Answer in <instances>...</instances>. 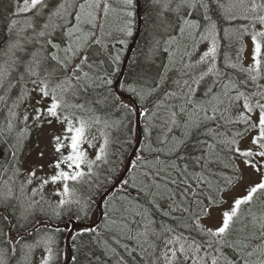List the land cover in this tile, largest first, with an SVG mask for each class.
I'll return each instance as SVG.
<instances>
[{
  "label": "trees",
  "instance_id": "16d2710c",
  "mask_svg": "<svg viewBox=\"0 0 264 264\" xmlns=\"http://www.w3.org/2000/svg\"><path fill=\"white\" fill-rule=\"evenodd\" d=\"M90 1L88 0L89 3ZM179 2L181 0H173V6H171L167 0H141L142 31L128 61L120 88L135 96L143 109L141 115L143 142L126 181L106 200V213L101 225L91 230L77 228L73 232L71 236L73 255L71 264H143L135 253L133 238L126 236L124 232L132 234L129 231L118 229L119 227L111 228L110 226L112 221L119 216L125 218L124 221L127 226L132 227L133 218L140 214L142 209L151 214L158 223L164 222V225L167 224L168 227L175 229L177 234L183 232L185 236L191 235L200 240L201 237L196 236L198 231L195 221L197 216L203 214L200 209L209 203V201H205V198L210 197L214 201L219 198L224 200L223 192L231 189L242 177V171L237 162L238 154L229 151L226 144L219 143L221 140L226 141L233 138L236 132H242L245 128L242 122H225L226 120L236 121L238 114L235 113L234 109L237 103H234L230 110L232 115L228 112L221 119L217 114L216 121L204 122L202 120L203 113L196 108V105L201 101L211 99L205 95L206 84L210 81V76H204L195 85L193 82L198 75H194L193 78L190 74L186 80L187 86H185V82L183 85L178 81L181 76L178 75L177 69L172 66L173 56L177 53V45L184 40L183 38L187 37L185 35L187 34L185 31L188 30L186 29L187 26H185L183 33L180 32L179 28L188 17L198 20L196 13H204L202 7L193 10L182 6L183 8L180 10ZM205 2L209 5L208 15L218 20L219 36L223 38L219 44L220 50L217 59L218 68L226 74L221 83L227 80L228 75L236 80H243L244 75L238 70L225 67L224 50L226 48V50H230L228 56L230 62H236V55L242 47L241 39L243 36L237 30L242 25L241 22L247 21L246 25L251 24L244 19L225 20L223 10L217 7V0H205ZM260 2H264V0H260ZM16 4L17 0H0V60L4 54L8 53L10 44H13V38L17 37L13 32L12 20H18L29 14V12L16 13ZM108 4L110 6L114 4L118 12H121L119 11L121 2L114 3V0H109ZM165 4L168 5L167 8L164 7ZM177 5H179V10L175 9ZM125 8L134 11L133 20L135 23L128 24L126 19L129 16L123 18L120 14L115 21H112L113 15L108 10L107 15H104L100 23V28L98 27L100 44L91 42L85 49L87 62L82 65L83 74L80 76V81L77 82L72 79L65 84L69 88L66 94L67 99L84 102L88 107V112L99 115L107 123L112 119L119 120L118 127L109 123L107 153L103 159L107 158V161H101L100 164L102 177L95 180L96 182H92L93 187L91 189H88L86 185L84 188L77 187L78 191L87 193L88 205L94 200L93 210L95 200L121 174L126 159L137 139L135 107L130 100L121 98L114 89V82L119 74L127 45L133 37L136 26L135 4L130 7L124 6ZM94 10L91 13L98 15L99 11ZM87 11L90 12L89 8L85 9V13ZM189 12L192 13L191 16L188 15ZM252 15H256V13ZM258 15H264V10H259ZM84 28L85 34L95 33L97 30V26L89 24H86ZM128 28H131V35L127 34ZM228 28L234 29L235 34L225 37L224 29ZM262 30H264V26H262ZM60 53L62 57H69L65 51ZM240 54L242 55L241 63L244 66L243 52ZM117 57L119 59H116ZM84 73H88L86 78ZM71 75L72 73H69L68 68L61 67L56 74L52 75V78L56 79V83H58L60 79L63 81ZM33 79L34 77L30 75H16L10 80V89L5 97L4 94H0L5 102L2 109L0 108V232L2 234L0 236V250L2 257L8 258L6 264H13L22 256V245L30 244L32 252L36 247V243L33 242L37 238L46 237L45 230H52L56 233L53 240L49 242L52 250L49 255H52V258L54 255L56 256L54 259L48 260V264H62L68 258L65 245L67 230L56 224L64 222L70 217L78 222H86L93 214V210L88 215L89 212L81 213L74 208L58 219L38 216L35 220L22 224L20 217V212L23 211L22 206L17 203L14 196L10 198L3 195L7 189L5 186L7 181L13 183L9 179V174L16 165L17 153L15 152L18 150L16 139L24 136L19 126L17 129L20 118L16 106L18 100L22 98L21 89ZM107 81H111V83ZM260 83L264 84V79H261ZM248 87L252 89L251 83ZM191 88L194 91L191 95L186 96L184 91ZM215 93H222L220 84L215 86ZM221 98L224 99L223 96ZM190 100L192 101L191 104L188 103ZM238 104L242 105V101ZM181 107L185 108L183 114L180 113ZM205 107L208 109V115H212L211 106L205 104ZM221 110L223 111V109ZM173 112L177 114L175 118L172 115ZM10 113H14V115H10ZM189 113L192 114L194 120H201L200 128L192 131L191 136L185 141L186 146H182L179 152L173 151L176 141L185 138L184 133L186 131L183 126L179 128L173 124V119L176 120L181 116L184 125ZM9 122L12 124L11 131L8 128ZM209 128L215 130L216 135L214 137L205 134ZM239 139L241 138L237 137V140ZM197 141L216 144L207 168L194 165L190 159L178 158L181 156H202L209 151L206 146L194 148L193 145ZM173 164L176 165V168L172 167ZM185 164L188 165L186 172L184 170ZM201 172L203 173V181L190 175ZM181 173L184 174L181 175ZM229 178L233 181L230 186ZM13 180L16 182L17 178H13ZM172 180H176L177 183L172 184ZM183 180H187V185L191 187L192 192L196 193L195 196L191 192H185L186 185L181 183ZM13 187L15 185L10 186V188ZM197 201L200 203L197 204ZM112 205L116 207L113 210L111 209ZM183 208H188V211H182ZM88 209L90 211V205ZM164 213H168V215H164ZM125 214L131 215L132 219H130L131 217H124ZM110 215L112 218L108 220ZM262 217H264V193H258L250 205L241 207L239 220L233 225V230L228 239L236 242L245 237H250L253 233L258 236L259 222ZM41 221L48 224L37 226ZM203 239H208V237ZM253 241L247 248H250L248 252H254L248 258H251L250 260L255 264L258 259H264L261 255V250H264V243L260 239H256L255 243L252 244ZM252 245H260V248L254 251ZM247 248L243 250L245 257L248 253ZM224 252L230 258L236 256L232 249L226 248Z\"/></svg>",
  "mask_w": 264,
  "mask_h": 264
},
{
  "label": "rangeland",
  "instance_id": "374dc122",
  "mask_svg": "<svg viewBox=\"0 0 264 264\" xmlns=\"http://www.w3.org/2000/svg\"><path fill=\"white\" fill-rule=\"evenodd\" d=\"M167 1L171 4V6H173V0ZM220 1L221 0H218L219 3ZM60 2H64V0H45L46 6L44 8L30 10L29 14H23L24 16L22 18L16 20L18 21V23L14 25L13 32L17 35V37L13 38V44H10L8 53L4 54L2 56V60H0V66H4V68L7 70V75L3 77V82L0 83V94H4V97L10 89V80L13 77H15L16 75H29L27 68L30 66V54L33 51H36L40 46L39 44L29 43V39H36V33L40 31L43 27V24L47 22L49 12L54 10L57 4ZM67 2L73 5V7L69 8L68 24L65 25L64 21L60 18H54V22L57 25H61V27H58L56 31L48 37V39H51L54 44H59L60 48L54 49L51 47H47L44 50L45 54H47L48 52L56 53L61 59H64L65 57H62L60 52L63 51L66 44L69 42V38L64 35L65 30H68V28L72 27V25L76 23L74 14L75 12L79 11V4L85 3V0H67ZM92 2L93 0L90 1V3ZM108 2L109 0L100 1V8L98 9L99 12L95 21V26H97V30L94 35H92L87 40L85 46L80 48L79 52L75 56H73L70 52H65L70 57L67 62V68L69 69V73L73 72V69L75 68L76 64L81 63L83 57L85 56V49L87 45L91 42H94L100 37L98 27L100 28V23L102 22V19L105 15L103 10L104 3ZM117 2H121L119 10L121 12H118L114 4L113 6H110L109 13L113 15V18L111 20L115 21L117 19L118 14L125 18L126 16H129L128 13L131 12L132 15L129 16L128 19H126V22L131 25L132 23H135V21L133 20L134 11L130 8L124 9V6H130L125 4L124 0H114V3ZM257 2H260V0H257ZM22 4L23 0H17L16 8L17 5ZM134 4L135 0H133L131 6H133ZM179 4L181 10V8L183 7L181 5V2H179ZM222 4L225 5V8L230 7L231 13H234L238 16L245 14L248 15L250 13L253 14L251 11L247 13L244 12L245 7L250 9L252 0H243V6H241L240 0H222ZM176 8L179 10V5L175 6V9ZM89 10L90 12L95 11L94 8H89ZM37 12L42 13V15H40L38 19ZM258 12L259 10L256 12V15H258ZM86 13H89V11H87ZM203 14V12L196 13L198 20H200L201 22L203 21ZM188 19L190 18L188 17ZM28 21H31L33 23V28H29L26 26V22ZM241 24L246 25L247 21L241 22ZM85 25L86 24L82 25V32L73 34V37L71 38L73 41H76L77 36L85 35ZM248 26V33H250L252 31V26ZM254 27L257 31L262 30V26L260 24H255ZM228 30L229 35L235 34L234 29L228 28ZM49 31H51V29H49ZM202 31L203 24H201L200 29H193L191 31V34L177 45V53H175L173 56L174 62L172 66L177 69L178 75L181 76L179 77L178 81H180L183 85L184 82L187 80V77L189 78L190 74L193 76V78L194 75H198L193 82V84L196 85L197 81L201 79V74L206 72L208 67L210 66V60L205 61L203 63H198L200 56L207 50L211 43L210 40L202 41L200 39V32ZM64 38L67 42L64 41ZM18 41L23 46L24 51H21L19 48L11 47L12 45H15ZM220 42L221 38L218 33V51L220 50ZM43 43L44 40L40 39V44ZM77 43L78 41L73 44L74 48L76 47ZM241 44L243 46V64L245 67H247L249 64L252 63L253 43L251 35L247 33L243 34ZM226 49L224 50V53L225 55L229 56L230 50L228 51ZM217 59L218 53L216 58V64ZM13 61H15V63H13ZM31 66L34 67V65ZM59 69H61V66L59 64L52 62L51 60H43L41 67L38 69V71H40V75H44L45 71H47L48 73H52L53 75L56 74ZM53 70L55 71L53 72ZM82 74V68L80 70H77L75 73V75L79 76H81ZM207 76H210V81L206 84V91L209 87H213L214 91V88L217 84L214 86L213 81L217 80L218 77L215 74L211 73ZM34 79H36V77H34ZM60 81H62V79H60L59 82ZM52 83L55 84L56 79L52 78ZM25 86L26 84L21 89L24 95L22 96L21 100H18V104L16 106L17 113L20 118L19 124L17 125V129L19 126V129H22L24 136L17 137L16 139L18 147L17 152H15L17 153L16 165L15 168L9 174V179H11L13 183L11 181H7L5 185L7 186V189H5V193H3V195H6L10 198L14 196L17 203L22 206L23 211L20 212L22 224H27L35 220L38 216H45L48 218L58 219L66 215L69 211L74 208L79 210L81 213L89 212L88 215H90L91 211L93 210L94 200L91 201V204L89 202L91 208L89 211L88 201H86L89 200L88 195H86L87 193L85 192L84 194L82 193V191H78L77 187L84 188L86 185L88 189H91L93 187L92 182L94 183L96 182L95 180H98L102 177L100 171L102 169V166L100 164L101 161H107V158L105 160H103V158L100 161H96V157L100 154V149L102 147L105 148V153H107L108 143L107 145H105V139H107L108 141L109 123L112 126L118 127L119 120L112 119L107 123V121L99 117V115L88 112V107L86 106V104H84V102H77L75 100L67 99L68 102L72 105H83V109L76 107L62 109L60 119L50 118L45 115L42 120L37 121L35 119L36 109H46L50 101L47 99L42 100L40 98L38 90H33L35 86L33 85L32 81L26 86V88ZM192 89L193 88H191V90ZM191 93L192 92H190V90L184 91V94H186V96L191 95ZM225 104H227V100H225ZM3 105H5L4 99L0 100L1 109ZM221 109H223V106H221ZM234 111L235 113L239 114L244 110L242 108V105H239L237 103V105H235ZM227 114L228 112H224V115ZM25 115L28 116L27 120L24 119ZM250 115L252 116L253 121H255L258 116V111L253 112ZM64 116H68L70 119H72L75 126H78V118H83L85 119V121H87L88 126L86 127L85 131V140L81 144V149L86 153L87 160L96 161V163L92 165L90 171L86 163L81 165V170L85 173L82 179L75 182H67L69 188L72 189V191L68 195H65L63 192V187L65 183L64 181L52 182L50 179L51 176L56 175L59 171V169L55 167V163L58 160H61L63 156L68 155V153L70 152V148L67 146L68 141L64 139L66 135H70L65 131L67 127L66 123L62 122ZM97 118L99 120L98 123L95 122ZM49 119H51V123L48 122ZM175 121V124L179 128L183 126V120L181 116L179 118H176ZM255 135H257L256 129H252L251 131H249L245 136L238 140V147L241 150L252 148L253 151H259L258 147L252 144V138ZM58 136L61 137V142L65 145V147H62L59 151L56 150V140L54 139ZM237 159L238 166L241 168L242 171V177L233 185L231 189L223 192L225 198V203L223 205H213L211 207L210 216H206L204 214L198 216L200 218V223L206 227H211L213 229L217 227L221 222L222 211L228 209L235 198L246 194L248 188L254 185L255 183H258L262 178V175H264V167H262L261 173H257L253 170L252 167H249L244 163V159L242 157L238 155ZM254 159L259 160L260 158L254 157ZM262 164H264V162H262ZM61 169L66 171H72L70 169H67V166L64 164H61ZM33 172L35 173V175H30ZM13 178H17L16 182L13 180ZM87 179L90 180L88 181ZM29 180L31 181L30 183ZM46 180L48 181V183H44V181ZM14 185L15 187L10 188V186ZM9 192H11V196L8 195ZM1 198L3 199V196H1ZM61 200H65L68 202L60 204ZM205 201L207 202L208 199L205 198ZM112 208L115 209L116 207L113 206ZM124 217H131V215L125 214ZM111 218L112 215H110V218H108V220H110ZM124 219L125 218H120L119 216H117L112 221L110 226L111 228L119 227L118 229L122 231H129L132 234L130 235L128 232H124L126 233V236H130L131 238H133V243L135 245V253L139 257V260L143 264H166V261L161 255V253L165 250V240L173 234L162 231L161 225H164V222L158 223L157 220L151 214L145 211V209H142L140 214L135 215V218H133L134 224L132 225V227L127 226L125 224L126 222L124 221ZM130 219H132V217ZM164 226L168 227L167 224H165ZM114 230L118 231L117 229ZM146 230L148 232L147 237L145 236ZM153 232L157 233L158 235H153ZM55 233L56 232L52 230H45L46 237L37 238L33 242L36 243V247L33 249L32 252L30 244L22 245V256L17 262L13 264H43V261L49 256L48 249L51 247L49 242L53 240ZM1 235L2 234L0 232V236ZM196 236L199 235L197 234ZM49 237H51V239H49ZM255 241L256 239H254L252 244H254ZM262 242L264 243V241ZM175 247L178 248L179 245L177 244L175 245ZM200 255L203 256L205 254L204 252H201ZM55 256L56 255H54L52 258L51 255V259H54ZM7 260L8 258L5 259L4 257H2L0 250V261H2L3 264H6ZM111 263H113L112 260ZM180 264H183V257H180ZM207 264H211L210 256L208 257Z\"/></svg>",
  "mask_w": 264,
  "mask_h": 264
},
{
  "label": "snow or ice",
  "instance_id": "6c2138e0",
  "mask_svg": "<svg viewBox=\"0 0 264 264\" xmlns=\"http://www.w3.org/2000/svg\"><path fill=\"white\" fill-rule=\"evenodd\" d=\"M133 0H124V3L131 6ZM241 6H243V0H240ZM181 5L185 6L189 9L198 10L199 7L204 9V14L202 16L203 20V31L200 32V39L202 41L210 40V46L207 50L200 56L198 63H203L205 61L210 60V66L207 71L201 74V79L208 74H215L218 79L213 81V85L220 84L222 88V93H215L213 91V87H209L205 93L206 96L211 97V99L207 101H201L196 105V108L199 109L200 112L203 113L202 120L204 122L208 121H216L219 114L221 119L224 118V112H230L234 103H239L242 101V108L244 111L238 114L236 121L226 120V123L233 122H242L245 125V128L242 132H236L234 137L228 140L219 141L220 144H226L228 146V150L233 152V154H238L240 157L244 159V163L252 167L253 170L257 173L262 172V167H264V84H261V79H264V30H255V23H259L264 26V15H232L231 8H225L224 4H221L217 0V7L223 10V18L228 21H234L237 19L248 20L252 26V31L248 33V25H241L237 30L241 34H250L253 50H252V63L247 67H244L241 63L243 46L238 51L236 55V62H230V59L227 55H225V67L231 68L233 70H238L241 74L244 75L243 80H236L231 75H228V78L225 82L221 83L225 73H222L221 70L217 67L216 58L218 53V25L215 20L212 19L210 15H208L209 5L205 0H181ZM45 0H23L22 5H17L16 13H27L30 10L44 8ZM167 4L164 5L167 8ZM73 7V5L69 4L67 0L64 2H60L57 4L54 10L49 12L47 22L43 24V27L40 31L36 33V39H29V43L39 44V48L36 51H33L30 61V66L27 68L28 74L31 77H36V79L32 80L33 85L35 86L33 90H38L40 94V98L47 99L50 101L46 109L37 108L35 119L37 121L42 120V118L46 115L50 118L60 119L61 110L69 109L72 107L83 109V105H72L68 102L66 98V94L69 91L68 87H65V84L75 79L77 82L80 81L81 77L75 75L77 70L82 68V65L87 62V56H85L80 64H76L73 69L72 75L65 78V80L60 81L59 83H52V73H48L45 71V75L41 77L40 71L38 69L41 67L43 60H52L57 62L62 68H67V62L70 57H65L61 59L56 53L48 52L45 54V49L47 47H51L54 49H59V44H54L51 39H48L58 27L61 25H57L54 22V18H60L64 21V24H68V16H69V8ZM79 11L75 12L74 18L76 23L72 25V27L68 28L67 32L64 33L66 37L69 38V42L66 44L63 51L72 53L75 56L80 48L84 47L87 43V40L94 35V33H87L82 36H77L76 47H73V44L76 41H73L71 38L74 33H80L83 31L82 25L89 24L95 25V21L97 19V15L94 13H85L86 8H94L99 9L100 3L99 0H93L92 3H89L88 0H85V3L79 4ZM110 5L108 3H104V13L107 15ZM178 10V9H177ZM258 10H264V2H257V0H252V4L250 9L245 7L244 12L247 13L251 11L252 13H256ZM42 13L37 12V19ZM129 16L132 15L131 12L128 13ZM189 16L192 15L191 12L188 13ZM12 25H16L18 21L12 20ZM26 26L29 28H33V23L31 21L26 22ZM185 26L192 29H200L201 21L195 19H185L183 25L180 28V32L183 33L185 31ZM11 27V26H10ZM51 29V31H49ZM35 30V29H33ZM127 34L131 35V28L127 29ZM224 35L227 37L229 35V30L224 29ZM40 39L44 40L43 44H40ZM95 44H100V40L96 39L94 41ZM11 47L19 48L21 51H24L23 46L19 43V41L12 45ZM116 59H119L117 57ZM15 63V61H13ZM31 65H34L32 67ZM90 67V66H89ZM55 70H53L54 72ZM7 75V70L4 66H0V83L3 82V77ZM88 73H84V77L86 78ZM111 83V81H107ZM198 83V81H197ZM249 83L252 85V89L248 87ZM185 86H187V81H185ZM194 90L190 89V92ZM234 93V95H233ZM24 93H22V96ZM224 97V99L221 98ZM4 99L0 97V100ZM225 99L227 100V104H225ZM188 103H192V101H188ZM205 104L211 106L212 115H208V109L205 107ZM221 106H223V111L221 110ZM258 111V116L255 121H253L252 116L250 115L253 112ZM185 108H180V113H184ZM10 115H14V113H10ZM173 117H176V113H172ZM25 120L28 119V116L25 115ZM51 123V119L48 121ZM65 122L67 127L65 129L66 133L70 135H66L64 137L65 140L68 141L67 146L70 148V152L68 155L63 156L61 160H58L55 163V167L59 169L56 175L51 176V181H64L63 192L65 195H68L72 189L68 186V181H78L82 179L85 173L81 170V165L87 164L89 167V171L91 167L96 161H100L105 156V148L102 147L100 149V154L97 155L96 161H91L86 159V153L81 149V144L85 140V131L88 126L87 121L83 118H78V126H75L73 120L68 116L63 117V121ZM95 122H99L98 118ZM176 121L173 119V124ZM201 125V120L192 118V114L189 113L187 120H185L183 127L186 129L184 133V139L178 140L175 143L173 151L179 152L182 146L185 145V141L191 136L192 131L194 129H199ZM9 131H11L12 124L9 122L8 125ZM252 129L257 130V135L252 138V144L257 146L259 151H253L252 148L241 150L238 147L237 137L242 138ZM206 135L215 136L216 132L214 129L209 128ZM56 140V150L59 151L65 145L61 142V137H55ZM175 139V138H174ZM108 141L105 139V145H107ZM199 146L200 148L207 147L209 150L202 156H181L178 157L180 159H190L194 165L202 166L203 168H207L209 163L211 162L212 150L216 147L215 143H207V141H197L194 148ZM254 157H259V160H255ZM61 164L67 166V169L72 171H66L61 169ZM173 168H176V165H172ZM188 165H184V170L186 172ZM184 173H181L183 175ZM30 175L34 176L35 173H31ZM158 175V173H157ZM193 178H199L200 181H203V173H193L190 174ZM239 179V177H237ZM31 181L29 180V183ZM44 183H48V181H44ZM172 184H176V180L171 181ZM186 185L185 192H191L193 196L196 195L195 192H192L191 187L187 185V180L181 181ZM229 186L233 183L231 178L228 180ZM159 187V185H157ZM258 193H264V175L258 183L250 186L243 196L237 197L233 200L231 206L228 209H225L221 213V222L214 229L211 227H206L200 223V218L197 217L195 224L198 229V235L201 237L200 240H197L195 237L188 235L185 236L183 232L176 234V230L171 227H166L163 224L161 225L163 232H168L170 234L169 238L165 240V250L162 251L161 255L164 257L166 264H180V257H183V264H207L208 257H211V264H253V262L246 258L251 257L254 252H248L245 255H242L243 250L250 246L251 241L254 239H260L264 241V217L261 218L259 222V235L257 236L253 233L250 237H245L242 240L233 242L228 239L229 235L233 230V225L239 220V214L242 206L250 205ZM11 196V192L8 194ZM209 201L208 206L202 207L200 209L201 213L206 216H210L211 207L213 205H223L225 201L222 198L217 200H212V198H207ZM68 201L61 200L60 204H64ZM200 201H197L199 204ZM182 211L187 212L188 208H183ZM164 215H168V213H164ZM153 235H158L153 232ZM148 232L146 230L145 236L147 237ZM204 237H208V239H203ZM51 239V237H49ZM179 245V247H175V245ZM254 251L260 248V245H252ZM229 248L232 249L236 256L234 258H230L225 255L224 249ZM51 248L48 249L49 254H51ZM204 252L205 255L201 256L200 253ZM179 253V255H178ZM215 253V254H213ZM261 255L264 256V250H261ZM51 259V255L48 256L47 259L43 261V264H48V260ZM0 264H3L0 261ZM255 264H264V259H259L255 262Z\"/></svg>",
  "mask_w": 264,
  "mask_h": 264
},
{
  "label": "water",
  "instance_id": "95a60500",
  "mask_svg": "<svg viewBox=\"0 0 264 264\" xmlns=\"http://www.w3.org/2000/svg\"><path fill=\"white\" fill-rule=\"evenodd\" d=\"M136 4H137V17H138V23H137V29L136 32L134 34V37L127 49V52L125 54V57L123 59V63H122V67H121V71L120 74L118 75V78L114 84V88L116 90V92L123 98L130 100L134 106H135V110H136V124H137V130H138V138L136 140V143L126 161V164L122 170V173L120 174V176L118 178L115 179V181L113 182V184L111 186H109L104 193L100 196V198L97 201V211H98V216L97 219L93 222H77L74 219H69L66 221V223L64 224H60V226H64L69 228V231L67 233L66 236V246L68 249V259L64 264H70L71 263V259H72V251H71V245H70V237L72 232L76 229V228H95L97 227L102 219H103V201L104 198L109 195L113 190H115L117 187L120 186V184L125 180V178L127 177L131 165L133 163L134 157L138 152V149L142 143L143 140V131H142V126H141V114H142V108L139 104V102L137 101V99L129 94L124 93L123 91H121L119 89V83L120 80L123 76V73L125 72L126 69V65L128 62V59L131 55L132 50L134 49L137 40L139 38V35L141 33L142 30V17H141V11H140V0H136Z\"/></svg>",
  "mask_w": 264,
  "mask_h": 264
},
{
  "label": "bare ground",
  "instance_id": "6f19581e",
  "mask_svg": "<svg viewBox=\"0 0 264 264\" xmlns=\"http://www.w3.org/2000/svg\"><path fill=\"white\" fill-rule=\"evenodd\" d=\"M123 76H124V73H123ZM123 76H122V77H123ZM126 94H129V93H126ZM129 95H131V94H129ZM131 96H133V95H131ZM133 97H135V96H133ZM135 98H136V97H135ZM136 99H137V98H136ZM137 101H138V100H137ZM138 102H139V101H138Z\"/></svg>",
  "mask_w": 264,
  "mask_h": 264
}]
</instances>
